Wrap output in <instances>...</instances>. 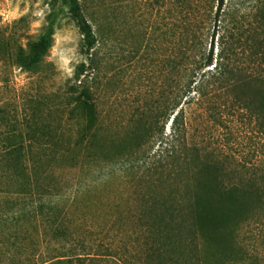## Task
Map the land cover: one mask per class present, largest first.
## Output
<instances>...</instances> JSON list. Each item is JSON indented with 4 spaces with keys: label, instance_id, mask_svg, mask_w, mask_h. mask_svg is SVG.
Wrapping results in <instances>:
<instances>
[{
    "label": "rangeland",
    "instance_id": "1",
    "mask_svg": "<svg viewBox=\"0 0 264 264\" xmlns=\"http://www.w3.org/2000/svg\"><path fill=\"white\" fill-rule=\"evenodd\" d=\"M79 2L94 46L0 0V211L61 224L38 264H264V0Z\"/></svg>",
    "mask_w": 264,
    "mask_h": 264
},
{
    "label": "trees",
    "instance_id": "2",
    "mask_svg": "<svg viewBox=\"0 0 264 264\" xmlns=\"http://www.w3.org/2000/svg\"><path fill=\"white\" fill-rule=\"evenodd\" d=\"M70 1V6L73 14L78 18L81 29L83 30L85 34L86 41L89 45L94 46L97 42V35L96 31L93 27L92 22L90 19L87 17L85 14L84 10L82 9L79 0H69ZM214 56V48L212 50V53L209 56L208 61L212 62ZM214 68L219 69L217 73H214L215 75H218V78H221L222 76L225 75V71L228 70H222L219 68V64L217 63ZM206 72V70H205ZM206 75V73H204ZM203 74V75H204ZM224 79V78H223ZM201 82L197 81L196 85ZM194 84L193 81H190L187 86V90L189 91L191 89V86ZM197 91L200 92V95H206L207 90L204 88L203 83L200 85H197ZM179 112L176 114L175 120L177 121L178 119ZM178 132V129L176 130ZM26 133V134H25ZM25 136L31 137L30 131L28 132H23V138ZM171 143V142H170ZM17 143H12L8 145V147L14 151L15 149L18 148ZM23 146V150L27 151L28 153L32 152L33 149L30 146H25L19 145V148ZM43 146V145H42ZM44 148V146H43ZM168 149V147H167ZM171 151V150H170ZM8 178L13 177V173H5ZM2 175L0 177V186H3V184H6V180L3 179ZM15 177V176H14ZM13 179V178H12ZM34 182L33 180L29 184L32 185ZM32 191V189H31ZM36 191V190H35ZM80 189H77V192H79ZM50 213H48L47 208L42 204V203H37V205L32 206V207H23V209L19 211H14L11 213L10 211H0V264H23V261L28 260V264L30 263L31 260H34L35 263L33 264H38L37 261L39 260V256H42L41 253L45 252L47 249L51 248L52 246H55L57 244L56 242H62L61 239L58 241V237H63L60 233H58L62 230L61 224L60 223H55L56 221L53 220L54 223H52ZM28 219L27 221H23L25 224L24 228L26 232H23L24 236L26 238L32 237L36 238L37 240H41L42 238V245L40 247H33L32 249H26L24 254H23V236H20V229L18 228L19 226V221L18 219ZM15 221V222H14ZM30 222L36 223L38 225V232H31V227L29 226ZM29 224V225H28ZM48 224V226H47ZM17 225V226H16ZM14 228V229H13ZM36 233V236H35ZM38 235V236H37ZM66 236V235H64ZM38 240V241H39ZM59 244V243H58ZM34 250H40L38 254L34 252Z\"/></svg>",
    "mask_w": 264,
    "mask_h": 264
}]
</instances>
